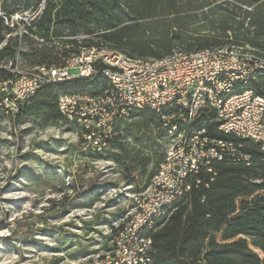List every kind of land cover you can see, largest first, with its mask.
<instances>
[{"label": "built area", "instance_id": "obj_1", "mask_svg": "<svg viewBox=\"0 0 264 264\" xmlns=\"http://www.w3.org/2000/svg\"><path fill=\"white\" fill-rule=\"evenodd\" d=\"M0 0L5 31L0 52L15 49L0 71L12 78L0 80V108L15 118L39 90L77 81L97 83L99 94L68 91L59 98L62 116L82 128L85 139L99 142L134 111H151L171 145L143 206L125 221L113 250L97 264H154L152 231L167 218L192 189L193 178L203 170L213 174L214 162L251 167L252 156L244 142L264 153V97L248 87L264 74V53L250 48L223 47L192 53L175 51L164 59H137L107 45L76 51L75 37H45L44 18L52 0H19L8 8ZM54 27V26H53ZM35 35L51 51L62 54L56 64L40 65L30 72L20 69L24 45ZM214 115L217 131L240 140H220L200 124ZM195 183L199 185L200 180Z\"/></svg>", "mask_w": 264, "mask_h": 264}, {"label": "trees", "instance_id": "obj_2", "mask_svg": "<svg viewBox=\"0 0 264 264\" xmlns=\"http://www.w3.org/2000/svg\"><path fill=\"white\" fill-rule=\"evenodd\" d=\"M43 24L45 37L53 26L56 36L67 29L72 36L100 33L104 45L144 60L171 56L177 44L190 46L186 53L229 43L264 53V0H52ZM196 24L204 25L206 33L192 35L190 28ZM4 31L0 18V43ZM14 56L9 46L0 52V63ZM38 57V66L56 64L49 56ZM10 78L9 71H0V80ZM255 79L248 88L264 97V74ZM68 91L96 95L100 87L77 81L43 88L12 117L14 124L69 123L59 110V98ZM132 116L161 125L151 111H134ZM206 120L199 127L214 138L241 143L217 131L213 114ZM244 152L254 160L251 167L212 163L213 174L203 170L195 176L191 191L167 218L157 221L151 233L154 264H264V153L255 143L245 144Z\"/></svg>", "mask_w": 264, "mask_h": 264}, {"label": "rangeland", "instance_id": "obj_3", "mask_svg": "<svg viewBox=\"0 0 264 264\" xmlns=\"http://www.w3.org/2000/svg\"><path fill=\"white\" fill-rule=\"evenodd\" d=\"M190 31L203 35L207 28L196 24ZM62 35L75 37L76 51L104 45L100 33ZM38 39L23 47L24 72L38 66V55L56 60L65 49L51 51ZM189 49L177 44L175 51ZM83 135L65 121L17 126L0 108V264H97L113 250L121 225L148 206L150 177L171 145L159 122L130 114L99 142Z\"/></svg>", "mask_w": 264, "mask_h": 264}]
</instances>
